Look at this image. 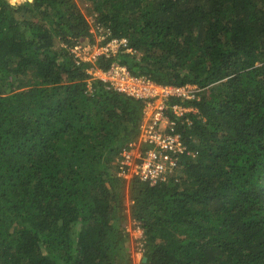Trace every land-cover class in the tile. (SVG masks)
Returning a JSON list of instances; mask_svg holds the SVG:
<instances>
[{"label":"trees","instance_id":"16d2710c","mask_svg":"<svg viewBox=\"0 0 264 264\" xmlns=\"http://www.w3.org/2000/svg\"><path fill=\"white\" fill-rule=\"evenodd\" d=\"M90 18L136 51L98 66L204 88L164 181L118 176L143 102L58 45ZM129 220L141 264H264V0H0V264H134Z\"/></svg>","mask_w":264,"mask_h":264},{"label":"built area","instance_id":"2783aa9c","mask_svg":"<svg viewBox=\"0 0 264 264\" xmlns=\"http://www.w3.org/2000/svg\"><path fill=\"white\" fill-rule=\"evenodd\" d=\"M90 36L72 38L68 43L59 40L60 48L69 51L76 65H88V88L92 93V80L101 81L106 88L143 102V118L137 138L129 141L117 155L118 176L130 182L132 179L157 184L177 171L183 157L196 156L179 133L175 132L176 118L197 114L198 109L186 104L199 100L204 90L194 83L163 84L145 75H137L118 61H112L108 68L98 66L100 58H114L121 52L136 53L129 46L126 37L112 36L101 24L90 18ZM171 100H178L172 103ZM127 232L131 239L138 232L136 245L131 250L134 264L144 260L143 230L133 220H129Z\"/></svg>","mask_w":264,"mask_h":264},{"label":"rangeland","instance_id":"374dc122","mask_svg":"<svg viewBox=\"0 0 264 264\" xmlns=\"http://www.w3.org/2000/svg\"><path fill=\"white\" fill-rule=\"evenodd\" d=\"M25 0H18L17 1V4H20L22 2H24ZM88 7H89V4H82V9L87 13L88 12ZM133 236H132V241H131V247H130V251L135 247L136 245V235L138 234V232H133L132 233Z\"/></svg>","mask_w":264,"mask_h":264},{"label":"clouds","instance_id":"9594fccd","mask_svg":"<svg viewBox=\"0 0 264 264\" xmlns=\"http://www.w3.org/2000/svg\"><path fill=\"white\" fill-rule=\"evenodd\" d=\"M10 3H12L13 5H15L17 3V0H10Z\"/></svg>","mask_w":264,"mask_h":264},{"label":"water","instance_id":"95a60500","mask_svg":"<svg viewBox=\"0 0 264 264\" xmlns=\"http://www.w3.org/2000/svg\"><path fill=\"white\" fill-rule=\"evenodd\" d=\"M147 260V258L146 257H144V261H146Z\"/></svg>","mask_w":264,"mask_h":264}]
</instances>
